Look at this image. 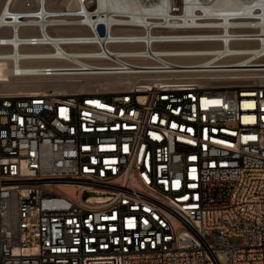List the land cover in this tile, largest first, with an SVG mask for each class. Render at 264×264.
I'll use <instances>...</instances> for the list:
<instances>
[{"label": "built area", "instance_id": "1", "mask_svg": "<svg viewBox=\"0 0 264 264\" xmlns=\"http://www.w3.org/2000/svg\"><path fill=\"white\" fill-rule=\"evenodd\" d=\"M216 1L0 12L11 80L131 79L0 91V264H264V1Z\"/></svg>", "mask_w": 264, "mask_h": 264}, {"label": "bare ground", "instance_id": "2", "mask_svg": "<svg viewBox=\"0 0 264 264\" xmlns=\"http://www.w3.org/2000/svg\"><path fill=\"white\" fill-rule=\"evenodd\" d=\"M14 1L15 0H0V12L6 8L9 2H14ZM71 1L72 0H68V1L66 0V2H71ZM257 1H264V0H257ZM28 2L37 4V9L38 10L40 9L41 15H42L44 11H47L50 7H52L50 6V3H53L54 0H30V1H27V3ZM96 2L100 7L106 10H109V11H114V10L127 11V10L138 9L136 0H96ZM27 3L26 2L24 3L23 5L24 8L25 6H27ZM237 5H239L238 0H217L215 3V6L221 7V8H230V7H234ZM22 16L26 17V15H22ZM26 19L32 23L34 22V25L38 24V21H36L37 20L36 18L29 17ZM51 20H54V19L52 18ZM1 23L2 21L0 20V25ZM13 29H17L16 25H13ZM13 43L14 45H16L15 41H13ZM204 45L206 44L205 43H186V44L181 45V47L182 48H187V47L193 48V47H203ZM19 51L20 50H18V52ZM23 52L25 54H28L31 58H35L36 60H27V61L20 62L18 64V67L28 69V68L36 67V66H44V67L48 66V67H52L53 70H59V69H64L68 65L66 62L51 59L50 51H48L44 47H28L26 48V50H23ZM17 55L18 54H16L12 48L11 49L2 48L0 50V91H3V90L7 91L10 89H15V90L29 89L33 91H41L42 89H45V88H51V89H55L59 91H68L65 88L67 85L73 84L74 86V84L79 81V79L68 78V77H48L50 79H55V81H53V83H50V84H45V85L42 84L40 85V87L36 89L27 88L24 86L22 87L21 86L22 84H20V86L19 85L13 86L10 84V81H11L10 74L13 71L14 62L18 60ZM225 62L232 63V64H229L232 66L246 65L245 63H243L244 58L242 57L230 59ZM178 63H190V62H187L186 60H181V61H178ZM90 65L92 66L94 65L93 68H99L98 66L102 65V63L99 61H90ZM251 65L264 66V64H251ZM231 69H243V68H233L232 67ZM254 69H257V68H254ZM260 70H264V67L260 68ZM90 73L91 74L89 76L100 75L98 78H104V80L102 82L100 81L96 83L95 86H84L81 88H86L90 90H95V89L100 90L103 88H107L109 85H116L117 83H122L123 80H126L127 82L131 81L129 77H119V76L117 77V76L107 75L97 70H94ZM114 77L119 78L117 79L118 80L117 82H116V79H114ZM250 78L254 80H258V79L261 80L262 78H264V74L255 73L254 75H251Z\"/></svg>", "mask_w": 264, "mask_h": 264}, {"label": "rangeland", "instance_id": "3", "mask_svg": "<svg viewBox=\"0 0 264 264\" xmlns=\"http://www.w3.org/2000/svg\"><path fill=\"white\" fill-rule=\"evenodd\" d=\"M27 1H30V0H15L14 4H15V6L17 8H19V7H22L25 2L27 3ZM61 2H66V0H54L53 3H50V6H53V7L54 6H59V4ZM99 76L100 75H93V76H88L87 75L85 77L83 76V78L82 77L74 78V79H79V81L76 82L74 84V86H73V84H71V85H67L65 88L69 91V90H72V89L75 90V89H78V88H81V87H84V86H95L96 83H98L100 81L102 82L104 80V78H98ZM105 79H107V78H105ZM114 79H116V82H117L118 81L117 79H119V78H115L114 77ZM53 81H55V79H50L48 77H46V78H44V77H29V78H24V79L11 80L10 84L13 85V86H16V85L20 86V84H22L21 85L22 87L24 86V87H27V88L36 89V88L40 87V85H42V84H44V85L45 84H50V83H53Z\"/></svg>", "mask_w": 264, "mask_h": 264}]
</instances>
